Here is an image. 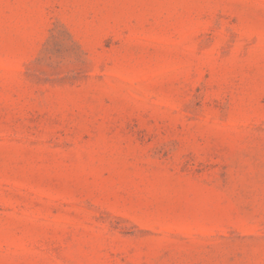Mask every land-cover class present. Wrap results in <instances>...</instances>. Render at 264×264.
<instances>
[{"label":"rangeland","instance_id":"374dc122","mask_svg":"<svg viewBox=\"0 0 264 264\" xmlns=\"http://www.w3.org/2000/svg\"><path fill=\"white\" fill-rule=\"evenodd\" d=\"M0 264H264V0H0Z\"/></svg>","mask_w":264,"mask_h":264}]
</instances>
